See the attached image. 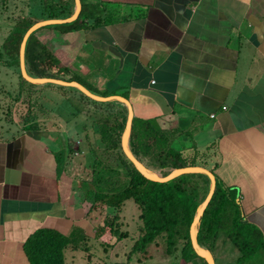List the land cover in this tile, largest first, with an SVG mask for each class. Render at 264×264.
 Listing matches in <instances>:
<instances>
[{"label":"crops","instance_id":"0c3cea01","mask_svg":"<svg viewBox=\"0 0 264 264\" xmlns=\"http://www.w3.org/2000/svg\"><path fill=\"white\" fill-rule=\"evenodd\" d=\"M34 1L49 3L25 4ZM50 1L74 4L75 12L76 0ZM102 2L108 24L70 34L46 28L42 39L92 93L124 97L133 119L174 130L173 146L200 154L236 187L264 233V0ZM101 102L129 117L123 100ZM8 129L0 127V264H31L24 244L40 228L67 234L78 226L109 240L97 237L99 220L88 214L68 159L61 162L60 140L43 128Z\"/></svg>","mask_w":264,"mask_h":264},{"label":"trees","instance_id":"16d2710c","mask_svg":"<svg viewBox=\"0 0 264 264\" xmlns=\"http://www.w3.org/2000/svg\"><path fill=\"white\" fill-rule=\"evenodd\" d=\"M46 1V0H45ZM82 10L78 18L66 23L46 25L35 30L26 45V66L29 75L39 78H56L65 81H78L92 90L73 67L65 64L54 47L42 39V29H54L62 34L75 33L90 27L108 24L102 0H81ZM44 16L24 15L12 28L4 43L5 51L0 50V60L8 57L9 65L21 64V46L27 31L37 22L46 19L68 18L74 13V4L49 3L42 6ZM23 82L34 85L22 75ZM87 85V86H86ZM24 87V83H23ZM51 91L58 94V106H65L70 113H80L79 105L74 106L72 97L67 95L68 86L47 83ZM52 87V88H51ZM53 87H55L53 89ZM96 105L110 108V112L95 121L98 131L95 138L86 135L88 150L79 147L92 157V171L87 186L82 187L83 201L89 203V213L99 220L97 237L106 233L109 240H97L100 257L92 252L91 237L83 229L74 226L67 234L54 228H40L25 242V253L31 264H69L67 249H83L90 261L97 257L95 264H119L113 253L117 244L131 236L124 228L122 213L128 200L133 199L139 215L135 241L127 251V264L138 257V264H209L194 246L191 227L200 207L210 192L211 179L204 173H185L170 181L160 182L148 178L128 157L123 148V136L128 122L125 108L98 101L89 95ZM32 103H28L22 115L26 129H39L36 117L32 114ZM72 113V114H73ZM176 132L162 128L152 120L134 118L129 147L131 152L151 172L164 177L176 169L187 166H203L200 154L186 155L173 146ZM73 153V148H69ZM68 158V157H67ZM217 182L214 195L197 226V241L201 248L209 250L218 262L219 241L222 246L231 242L239 252L238 264L264 249V233L247 218L240 202L238 189L227 185L216 173ZM102 247H100V246ZM104 251V252H103ZM119 255V254H118ZM121 263V262H120Z\"/></svg>","mask_w":264,"mask_h":264},{"label":"rangeland","instance_id":"374dc122","mask_svg":"<svg viewBox=\"0 0 264 264\" xmlns=\"http://www.w3.org/2000/svg\"><path fill=\"white\" fill-rule=\"evenodd\" d=\"M32 14H36L35 16L38 19L46 16L43 14L42 6L36 4L35 1L34 4L26 5L25 0H0V50L5 51L4 43L16 23L24 15L31 16ZM7 60L8 57L0 60V127L9 128L8 130L13 132L25 130V126L28 125L22 122V115L26 112L28 103H32L31 111L33 116L35 115L34 117H36L35 122L38 123L39 127L60 140L61 145L67 152V156L64 151V153L60 152L61 162H65L68 159L69 166L67 169L69 174L76 179V183L81 193H83L82 187L87 186L92 171L90 165L92 157L84 153L88 150V142L85 137L89 135L92 141L94 140L98 131L95 121L98 117L110 112L111 109L96 105L93 100L85 97L79 88L69 87L71 89H65L66 94L72 97L74 106L80 105L82 110L80 113L74 114L73 111L76 108H72L70 113L62 114L61 112L65 111L66 107L62 106L59 109L61 112L57 110L58 94L57 92L55 93V90L48 91L46 82H36L34 85L23 82L21 64L20 66L9 65ZM82 79L86 81L85 79L87 78L85 77L84 79L82 77ZM79 147H83L84 152H77ZM69 148H73L74 152L70 153ZM139 211L133 199L126 202L122 220L124 221V228L131 232V236L135 232ZM131 236L119 242L113 251L121 262L119 264L128 263L127 251L130 250L135 241ZM219 242V248L221 247V249L218 251L219 259L217 264H238L239 252L236 247L231 242L223 246L222 242ZM90 243L93 246L92 252H95L100 257L101 254L96 248L98 247L96 238L91 237ZM155 256L154 262L157 264V251ZM66 257L69 264H95L96 259H98L94 257L90 261L83 249L71 248L67 249ZM137 258L131 260L132 264H138ZM159 263L163 264L161 261ZM242 264H264V249L247 258Z\"/></svg>","mask_w":264,"mask_h":264},{"label":"water","instance_id":"95a60500","mask_svg":"<svg viewBox=\"0 0 264 264\" xmlns=\"http://www.w3.org/2000/svg\"><path fill=\"white\" fill-rule=\"evenodd\" d=\"M76 9L75 12L72 16L68 17V18H63V19H46V20H41L37 23H35L25 34V37L23 39L22 42V46H21V69H22V74L23 76L28 79L31 82H46V83H55V84H59V85H64V86H74L79 88L82 92H84L85 94L89 95L90 97L99 100V101H111L114 99H120L123 100L129 107L130 109V114L128 117V122H127V126L124 132V136H123V148L124 151L126 152V154L128 155V157L138 166V168L140 169V171L146 175L148 178L155 180V181H160V182H167L170 181L182 174L185 173H204L207 174L209 176V178L211 179V187H210V192L208 194V196L206 197L204 203L202 204V206L199 209V212L197 214V216L195 217V220L192 224L191 227V233H192V239H193V243L195 248L197 249V251L199 252V254L201 256H203L204 258H206V260L208 261L209 264H216L215 258L213 256V254L204 248H201L199 246V243L197 241V226L199 225V222L201 220V217L203 216L207 206L209 205L215 189H216V176L215 174L209 170L208 168H205L203 166H187V167H183V168H179L174 170L173 172H171L169 175L164 176V177H160L157 176L155 173L150 172L149 170H147L146 166L137 159V157L131 152L130 147H129V140H130V135H131V129H132V123H133V110L131 108V104L129 102L128 99L121 97V96H117V95H113V96H98L94 93H92L89 89H87L83 84H81L78 81H65L62 79H56V78H39V77H33L31 75H29L28 71H27V66H26V58H25V54H26V45H27V41L30 37V35L37 30L38 28L42 27V26H46V25H52V24H58V23H66V22H70V21H74L78 18L81 10H82V3L81 0H76Z\"/></svg>","mask_w":264,"mask_h":264},{"label":"bare ground","instance_id":"6f19581e","mask_svg":"<svg viewBox=\"0 0 264 264\" xmlns=\"http://www.w3.org/2000/svg\"><path fill=\"white\" fill-rule=\"evenodd\" d=\"M87 86V85H86Z\"/></svg>","mask_w":264,"mask_h":264}]
</instances>
